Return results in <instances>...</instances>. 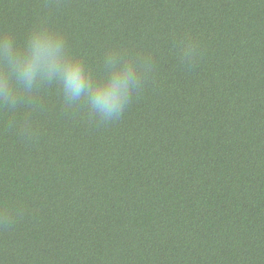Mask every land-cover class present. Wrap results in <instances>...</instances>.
I'll return each instance as SVG.
<instances>
[{
    "label": "trees",
    "instance_id": "16d2710c",
    "mask_svg": "<svg viewBox=\"0 0 264 264\" xmlns=\"http://www.w3.org/2000/svg\"><path fill=\"white\" fill-rule=\"evenodd\" d=\"M37 25L151 69L109 121L0 101V264H264V0H0V34Z\"/></svg>",
    "mask_w": 264,
    "mask_h": 264
},
{
    "label": "clouds",
    "instance_id": "9594fccd",
    "mask_svg": "<svg viewBox=\"0 0 264 264\" xmlns=\"http://www.w3.org/2000/svg\"><path fill=\"white\" fill-rule=\"evenodd\" d=\"M196 46L181 42L178 57L189 62ZM104 75L94 76L85 62L69 51L64 37L43 25L35 26L23 44L11 33L0 34V101L15 109L22 96H31L42 85L56 84L67 104H87L103 121L119 117L134 91L151 69L150 60L138 61L127 53L110 50L103 57ZM11 213L5 210L9 223Z\"/></svg>",
    "mask_w": 264,
    "mask_h": 264
}]
</instances>
